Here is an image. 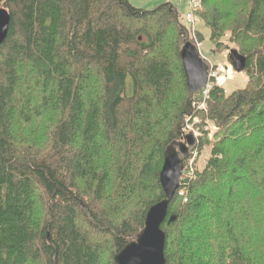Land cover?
<instances>
[{
  "label": "trees",
  "instance_id": "trees-1",
  "mask_svg": "<svg viewBox=\"0 0 264 264\" xmlns=\"http://www.w3.org/2000/svg\"><path fill=\"white\" fill-rule=\"evenodd\" d=\"M0 9L11 18L0 46V264H116L166 199L165 154L190 118L218 131L190 150L211 155L169 205L166 264H264V0H203L216 52L245 57L249 78L231 94L213 88L205 110L181 58L190 30L171 3Z\"/></svg>",
  "mask_w": 264,
  "mask_h": 264
},
{
  "label": "water",
  "instance_id": "water-1",
  "mask_svg": "<svg viewBox=\"0 0 264 264\" xmlns=\"http://www.w3.org/2000/svg\"><path fill=\"white\" fill-rule=\"evenodd\" d=\"M10 24L11 18L8 12L0 9V46L8 37ZM181 58L188 88L193 95L199 94L208 84L210 67L201 56L198 47L192 42L184 45ZM230 61L237 73H244L247 65L245 57L233 50L230 53ZM196 142L195 136L188 134L182 143L175 144L167 150L160 173V183L166 199L150 209L145 228L135 242L127 245L116 255V264H166V234L162 226L167 220L169 205L181 186V179L185 170V163L181 155L188 157ZM176 220L177 217L173 216L169 223H174Z\"/></svg>",
  "mask_w": 264,
  "mask_h": 264
},
{
  "label": "rangeland",
  "instance_id": "rangeland-1",
  "mask_svg": "<svg viewBox=\"0 0 264 264\" xmlns=\"http://www.w3.org/2000/svg\"><path fill=\"white\" fill-rule=\"evenodd\" d=\"M135 4H133L135 7L144 9V10H154L161 5L167 3V2H160L159 4H155L153 0H134ZM155 1V0H154ZM159 1V0H157ZM162 1V0H161ZM153 2V3H152ZM152 3V4H150ZM172 3V2H171ZM174 5L179 11L181 15V21L184 25H187L185 17L189 11V3L188 0H174ZM197 29L199 32L202 33L203 35V40L199 43L197 41L192 40V42L196 45L198 44L199 46V51L201 53V56L205 61H207L208 64L212 65H223L226 63L231 64L230 61V53L232 51H222V52H216V49L214 45L211 42V33L208 28H206L202 22L199 20V23L197 25ZM229 36V35H228ZM228 37L226 38V40ZM249 81V78L247 77L246 74L242 73H237L234 75V79L230 82H228L224 89L228 94H231L239 89H244ZM197 125V126H196ZM202 121L199 118H195L194 120L191 121V119L186 120V132L188 134L194 133L197 136V139L199 140L203 136H206L205 134L207 133V136L204 137V139H208L209 141H212L214 139V134L218 131L216 125L211 122L207 121L205 122L204 126L202 127ZM188 128V130H187ZM198 144V143H197ZM179 149V148H178ZM210 151L211 147H205L203 152L200 154L199 152L193 153L194 155L196 154L197 158H195L194 161V169L195 171L197 169L202 170L204 166L207 164L208 160L210 159ZM194 155L190 156L189 160L186 162L185 167H190L192 160H194ZM193 158V159H192ZM188 164V165H187ZM186 199V198H185Z\"/></svg>",
  "mask_w": 264,
  "mask_h": 264
},
{
  "label": "built area",
  "instance_id": "built-area-1",
  "mask_svg": "<svg viewBox=\"0 0 264 264\" xmlns=\"http://www.w3.org/2000/svg\"><path fill=\"white\" fill-rule=\"evenodd\" d=\"M188 3H189V11L185 17V20L187 23V27L190 30V35H191L192 40H195L197 41V43H199L197 25L199 23L198 15L203 8V0H188ZM196 46L198 47V44H196ZM208 65L210 67L208 71L209 81L205 89L200 93L201 101L199 102V105H198V108L200 110H205L207 108V104H208L207 102L210 99V93L213 88L215 87L224 88L228 82L234 79V75L237 74L233 65L229 63L218 65V66L212 65V64H208ZM192 134L197 139V136L194 133ZM196 156L197 155L195 154L193 157L194 160H192L191 166L185 167L181 180L193 179L195 177L194 161H195ZM180 195L183 196L184 193L181 192ZM185 201H187V199H185Z\"/></svg>",
  "mask_w": 264,
  "mask_h": 264
},
{
  "label": "crops",
  "instance_id": "crops-1",
  "mask_svg": "<svg viewBox=\"0 0 264 264\" xmlns=\"http://www.w3.org/2000/svg\"><path fill=\"white\" fill-rule=\"evenodd\" d=\"M128 1H129L131 4H132V3L135 4V1H134V0H128ZM153 2H155V4H159L160 2H167V3H171V2H172L171 4H173V5L175 4V3H174V0H162V1H161V0H159V1H157V0L154 1V0H153ZM153 2H152V3H153ZM152 3H150V4H152ZM133 4H132V5H133ZM133 6H134V5H133ZM135 6H136V5H135ZM174 6H175V5H174Z\"/></svg>",
  "mask_w": 264,
  "mask_h": 264
},
{
  "label": "bare ground",
  "instance_id": "bare-ground-1",
  "mask_svg": "<svg viewBox=\"0 0 264 264\" xmlns=\"http://www.w3.org/2000/svg\"><path fill=\"white\" fill-rule=\"evenodd\" d=\"M192 43H193V42H192ZM198 46H199V45H198ZM206 62H207V61H206ZM190 119H191V118H190ZM196 126H197V125H196ZM191 155H192V153H191ZM189 156H190V155H189ZM189 156H188V157H189ZM196 158H197V157H196ZM187 165H188V164H187ZM185 166H186V165H185Z\"/></svg>",
  "mask_w": 264,
  "mask_h": 264
}]
</instances>
